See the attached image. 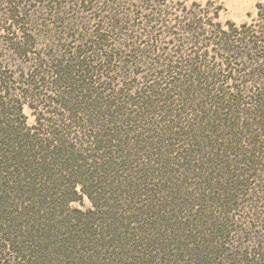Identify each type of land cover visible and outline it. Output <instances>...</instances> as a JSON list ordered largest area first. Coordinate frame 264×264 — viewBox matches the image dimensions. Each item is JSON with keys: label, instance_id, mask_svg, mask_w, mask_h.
<instances>
[{"label": "trees", "instance_id": "1", "mask_svg": "<svg viewBox=\"0 0 264 264\" xmlns=\"http://www.w3.org/2000/svg\"><path fill=\"white\" fill-rule=\"evenodd\" d=\"M28 1L0 0V264H264V0Z\"/></svg>", "mask_w": 264, "mask_h": 264}, {"label": "rangeland", "instance_id": "2", "mask_svg": "<svg viewBox=\"0 0 264 264\" xmlns=\"http://www.w3.org/2000/svg\"><path fill=\"white\" fill-rule=\"evenodd\" d=\"M255 1L256 0H222L223 10L220 12L219 20L223 23L227 20H231L237 24L250 21V19L255 16ZM21 2L24 4L25 0H21ZM27 4L33 6L35 2L34 0H30ZM39 42H41V40ZM8 56H10L9 53ZM72 205L81 209L90 207V203L86 198L83 199L81 204L75 202Z\"/></svg>", "mask_w": 264, "mask_h": 264}]
</instances>
